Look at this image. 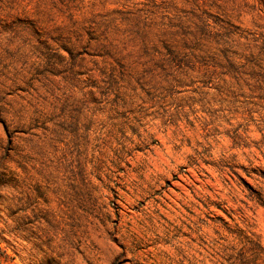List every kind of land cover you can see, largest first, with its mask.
<instances>
[{"label": "rangeland", "instance_id": "1", "mask_svg": "<svg viewBox=\"0 0 264 264\" xmlns=\"http://www.w3.org/2000/svg\"><path fill=\"white\" fill-rule=\"evenodd\" d=\"M240 232L264 0H0V264H231Z\"/></svg>", "mask_w": 264, "mask_h": 264}, {"label": "trees", "instance_id": "2", "mask_svg": "<svg viewBox=\"0 0 264 264\" xmlns=\"http://www.w3.org/2000/svg\"><path fill=\"white\" fill-rule=\"evenodd\" d=\"M238 236L242 242V247L233 257L234 260L231 261V264H257L264 257L262 244L244 233L240 232Z\"/></svg>", "mask_w": 264, "mask_h": 264}]
</instances>
